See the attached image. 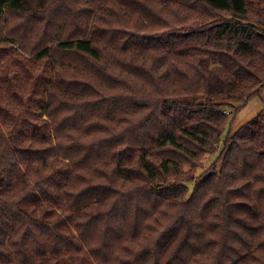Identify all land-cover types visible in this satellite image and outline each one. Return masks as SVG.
<instances>
[{"label": "trees", "instance_id": "obj_1", "mask_svg": "<svg viewBox=\"0 0 264 264\" xmlns=\"http://www.w3.org/2000/svg\"><path fill=\"white\" fill-rule=\"evenodd\" d=\"M263 88L264 0H0V264H264Z\"/></svg>", "mask_w": 264, "mask_h": 264}, {"label": "rangeland", "instance_id": "obj_2", "mask_svg": "<svg viewBox=\"0 0 264 264\" xmlns=\"http://www.w3.org/2000/svg\"><path fill=\"white\" fill-rule=\"evenodd\" d=\"M264 103V88L260 91L259 96H255L251 98L243 108L238 111L235 119L232 123V129L235 131L239 126L247 122L249 119H251L253 116L256 115L262 108ZM219 147H216V153L210 156H206L202 159V166L208 165L217 155ZM199 169L196 170L195 178L199 176Z\"/></svg>", "mask_w": 264, "mask_h": 264}]
</instances>
